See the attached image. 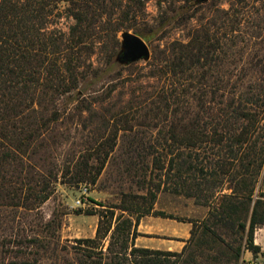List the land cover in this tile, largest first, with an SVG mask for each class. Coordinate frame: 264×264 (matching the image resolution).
Segmentation results:
<instances>
[{
  "label": "trees",
  "instance_id": "16d2710c",
  "mask_svg": "<svg viewBox=\"0 0 264 264\" xmlns=\"http://www.w3.org/2000/svg\"><path fill=\"white\" fill-rule=\"evenodd\" d=\"M148 1L0 0V264H5L9 254H21L23 247L46 249L41 237L22 229V213L37 212L49 199L58 173L70 174L72 182L95 183L119 138L121 176L129 174L137 189L147 193L130 195L131 205L123 200L118 207L122 212L137 213H121L115 225L111 222L115 213H106L110 222L104 230L101 215L96 237L83 240L87 256L80 264H191L196 254H187L190 244L215 242L225 234L243 238L248 222L247 248L259 251L254 234L264 225V192H256L264 169V59L257 63L261 65L259 83L250 85L247 92L226 95L217 84L223 79L214 68L220 63V40L210 28H194L189 41H175L169 52L155 53L149 61L152 77L161 83L135 102L137 108H144L143 116L153 119L150 126L158 130L154 138L144 130L135 131L120 110L91 112L90 122L101 117V131L77 161L72 158L56 168L51 149L59 144L54 134L61 117L58 103L85 104L90 98L87 69L90 85L117 67L133 64L123 65L116 59L123 31L150 42L165 23L176 20L181 24L192 16L189 0H184L172 9L174 15L165 10L160 23L151 25ZM63 15L72 19L68 31L55 26ZM97 51L105 54V67L96 68L93 61L87 65V56L90 60ZM112 91L103 99L111 97ZM92 92L96 93L95 88ZM90 104L86 105L89 110ZM122 121L124 125L117 126ZM47 158H53L52 162ZM227 183L230 191L224 193ZM159 191L194 198L209 208L206 218L189 219L191 236L180 252L134 243L142 216L153 213L174 218L154 209ZM149 193L152 200L143 207ZM108 236L106 249L101 243L94 251L95 244ZM240 251V245L234 248L230 264L239 260Z\"/></svg>",
  "mask_w": 264,
  "mask_h": 264
},
{
  "label": "rangeland",
  "instance_id": "374dc122",
  "mask_svg": "<svg viewBox=\"0 0 264 264\" xmlns=\"http://www.w3.org/2000/svg\"><path fill=\"white\" fill-rule=\"evenodd\" d=\"M183 3L184 0H149L146 8L149 23L158 25L165 10L169 16L174 15L172 9ZM187 4L192 15L189 20L181 24L175 22L176 20L165 23L154 39L150 42L146 41L151 49L149 60H140L127 67H117V71L113 70L110 74L100 76L90 85L88 83L92 77L87 69L85 82H87V96L90 98L83 104L84 108L76 100L69 104L64 100L59 101L61 117L54 128L59 144L51 149V155L56 159L47 158V161L56 160L57 167H55L61 169L62 163L64 165L70 163L72 158L78 160L79 155L87 149V144H92L94 137L96 138L101 131L99 128L103 127L100 116H95V120L90 122L91 112L95 113V111L104 114L120 110L128 116L129 124L135 125V131L144 130L142 132L154 138L158 130L150 126L153 119L143 116L144 108H137L138 103L135 102L138 96L152 92L155 86L161 83L160 80L152 77L153 68L149 61L155 53L159 55L162 50L169 52L173 42L189 41L194 28L201 26L210 28L211 33L220 40L218 45L220 63L214 68L223 79L222 82L217 83L223 88L221 92L224 91L226 95H232L233 91L247 92L250 85L260 82L261 65L257 63L264 59V0H189ZM71 24L72 19L63 15L55 26L68 31ZM119 37L121 47V34ZM89 61H93L96 68L106 66L105 54L102 51L95 52L90 60L87 56V65ZM217 84L215 83V86ZM93 86L96 93L92 92ZM111 88L112 96L103 99ZM101 97L103 100L100 99ZM97 98L100 100L98 101ZM87 103H91V110L87 108ZM114 120L110 118L111 124H115ZM142 121L143 124L139 125L138 123ZM116 123L117 126H122L125 122ZM121 132L122 130L120 135ZM121 142L119 138L116 149L110 156L111 159L95 183L90 180L72 182L70 174L63 176L58 173V180L49 199L41 204L37 212L22 213L24 216L20 219L24 232L41 237L46 249L37 246L23 247L21 254L7 255L5 264H22L21 262L27 261L31 264H80V261L87 256V242L83 240L96 237L101 215H104L101 225L104 230L110 222L108 214L115 213L113 219L111 218V222L115 225L121 213H137L135 210L122 212L118 208L119 205H123V200L127 205H131L130 195L147 193V190L137 189L135 178L133 179L129 174L121 176L120 166L123 164L120 161L123 154ZM90 163L97 162L91 160ZM227 187L228 183L224 186V193L230 191ZM256 192H264V169L259 177ZM151 193L148 194V199L143 200V207L150 204ZM156 195L154 207L178 219L191 217L202 220L208 215V206L197 204L194 198L174 195L167 191L156 192ZM79 199H82V204L78 203ZM248 226L249 222L243 238L225 234L222 240L214 242L211 239L207 244H190L187 254H196V262L191 264H230L229 258H232L234 248L239 245L240 258L231 264H264V225L257 227L254 234V244L259 247L256 253L247 248ZM109 237L98 241L95 244L98 248L94 251L99 250L101 243L106 249Z\"/></svg>",
  "mask_w": 264,
  "mask_h": 264
},
{
  "label": "crops",
  "instance_id": "0c3cea01",
  "mask_svg": "<svg viewBox=\"0 0 264 264\" xmlns=\"http://www.w3.org/2000/svg\"><path fill=\"white\" fill-rule=\"evenodd\" d=\"M155 210H157L154 207ZM187 219H178L157 214H146L141 217L135 238L136 246L180 252L191 236L192 223ZM195 219V218H192Z\"/></svg>",
  "mask_w": 264,
  "mask_h": 264
},
{
  "label": "water",
  "instance_id": "95a60500",
  "mask_svg": "<svg viewBox=\"0 0 264 264\" xmlns=\"http://www.w3.org/2000/svg\"><path fill=\"white\" fill-rule=\"evenodd\" d=\"M205 1V0H200ZM121 47L116 59L121 64L149 60L151 49L148 43L136 33L125 30L121 33Z\"/></svg>",
  "mask_w": 264,
  "mask_h": 264
},
{
  "label": "built area",
  "instance_id": "2783aa9c",
  "mask_svg": "<svg viewBox=\"0 0 264 264\" xmlns=\"http://www.w3.org/2000/svg\"><path fill=\"white\" fill-rule=\"evenodd\" d=\"M78 203H79V204H82V199H79V200H78Z\"/></svg>",
  "mask_w": 264,
  "mask_h": 264
}]
</instances>
